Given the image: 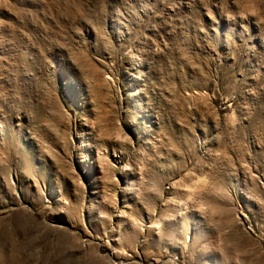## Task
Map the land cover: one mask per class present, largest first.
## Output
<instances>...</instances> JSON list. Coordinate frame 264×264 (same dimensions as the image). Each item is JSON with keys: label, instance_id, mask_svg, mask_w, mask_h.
Returning <instances> with one entry per match:
<instances>
[{"label": "rangeland", "instance_id": "374dc122", "mask_svg": "<svg viewBox=\"0 0 264 264\" xmlns=\"http://www.w3.org/2000/svg\"><path fill=\"white\" fill-rule=\"evenodd\" d=\"M0 264H264V0H0Z\"/></svg>", "mask_w": 264, "mask_h": 264}]
</instances>
